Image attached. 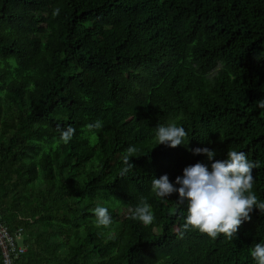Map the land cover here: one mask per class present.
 I'll return each mask as SVG.
<instances>
[{
  "label": "trees",
  "instance_id": "trees-1",
  "mask_svg": "<svg viewBox=\"0 0 264 264\" xmlns=\"http://www.w3.org/2000/svg\"><path fill=\"white\" fill-rule=\"evenodd\" d=\"M260 100L264 0H0V214L23 229L19 264H255L264 212L213 238L186 229L179 194L157 197L151 181L210 163L197 147L244 151L264 201ZM166 123L187 145H157ZM142 203L150 225L132 218Z\"/></svg>",
  "mask_w": 264,
  "mask_h": 264
},
{
  "label": "clouds",
  "instance_id": "clouds-1",
  "mask_svg": "<svg viewBox=\"0 0 264 264\" xmlns=\"http://www.w3.org/2000/svg\"><path fill=\"white\" fill-rule=\"evenodd\" d=\"M257 107L264 110V100H260ZM87 127L89 131L102 129L103 122L96 120ZM75 132L76 129L68 125L61 129L60 140L65 144L69 143ZM187 136L185 127L175 123L158 124L155 127L157 145L166 144L173 148L187 145ZM134 151V146H129L126 150L123 161L127 167L124 172L133 167L130 158ZM192 151L196 155L203 154L210 163L197 162L185 167L183 175L177 176L174 183L167 174L159 178L153 176L151 190L157 197L165 199L173 193L179 194L178 203L186 210V229L195 228L213 238L220 234L231 238L239 226L250 219L254 208L264 212V201L259 200L251 191L254 183L253 169L257 164L244 151L229 150L226 159H216V151L209 147H197ZM93 213L98 226L107 228L112 224L107 206L97 204ZM132 218L144 225L152 224L155 219L148 203L137 205L132 211ZM250 255L255 264H264V240L254 244Z\"/></svg>",
  "mask_w": 264,
  "mask_h": 264
},
{
  "label": "built area",
  "instance_id": "built-area-1",
  "mask_svg": "<svg viewBox=\"0 0 264 264\" xmlns=\"http://www.w3.org/2000/svg\"><path fill=\"white\" fill-rule=\"evenodd\" d=\"M25 251L23 229L11 231L0 214V252L4 264H19Z\"/></svg>",
  "mask_w": 264,
  "mask_h": 264
},
{
  "label": "rangeland",
  "instance_id": "rangeland-1",
  "mask_svg": "<svg viewBox=\"0 0 264 264\" xmlns=\"http://www.w3.org/2000/svg\"><path fill=\"white\" fill-rule=\"evenodd\" d=\"M65 237V235L64 236H62V238H64Z\"/></svg>",
  "mask_w": 264,
  "mask_h": 264
}]
</instances>
